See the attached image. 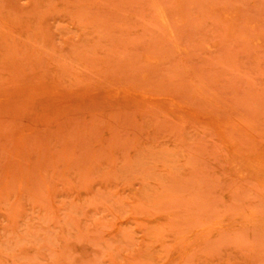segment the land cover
<instances>
[{
	"label": "rangeland",
	"instance_id": "rangeland-1",
	"mask_svg": "<svg viewBox=\"0 0 264 264\" xmlns=\"http://www.w3.org/2000/svg\"><path fill=\"white\" fill-rule=\"evenodd\" d=\"M0 264H264V0H0Z\"/></svg>",
	"mask_w": 264,
	"mask_h": 264
},
{
	"label": "bare ground",
	"instance_id": "bare-ground-1",
	"mask_svg": "<svg viewBox=\"0 0 264 264\" xmlns=\"http://www.w3.org/2000/svg\"><path fill=\"white\" fill-rule=\"evenodd\" d=\"M36 84V83H35ZM34 84V85H35ZM13 86V85H12ZM49 87V86H48ZM37 93V92H36ZM125 93V92H124ZM33 94V93H32ZM53 94V93H52ZM121 95V94H120ZM124 95H126V94H124ZM136 95H138V94H136ZM118 96V95H117ZM139 96H140V93H139ZM50 98V97H49ZM120 98H121V96H120ZM127 98V97H126ZM141 98V97H140ZM28 99V98H27ZM52 100V99H51ZM47 102V101H46ZM50 107V106H49ZM41 109V108H40Z\"/></svg>",
	"mask_w": 264,
	"mask_h": 264
}]
</instances>
